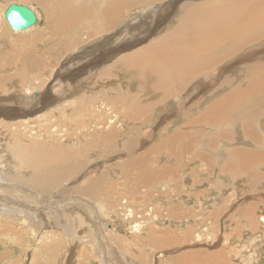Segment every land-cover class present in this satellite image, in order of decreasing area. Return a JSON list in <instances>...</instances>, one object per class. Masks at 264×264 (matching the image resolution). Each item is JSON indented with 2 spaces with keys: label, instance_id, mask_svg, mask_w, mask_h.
Masks as SVG:
<instances>
[{
  "label": "rangeland",
  "instance_id": "obj_1",
  "mask_svg": "<svg viewBox=\"0 0 264 264\" xmlns=\"http://www.w3.org/2000/svg\"><path fill=\"white\" fill-rule=\"evenodd\" d=\"M47 1H48L47 2L48 5L47 7H45L42 6L41 3H38L36 0H0V35H1L0 59H3L4 56L5 58L6 57L8 58L10 56L12 58H15L16 61L26 60L28 61L29 64H31L32 60H36L37 62L42 61V66H44V67H36L35 69H33L32 67L24 66L25 68H27L26 69V72L28 73V74L26 73L27 77L31 78L32 76H35L36 81L33 80L31 82L32 84L31 85L29 84V86H33L31 87L33 88L32 92L36 97L30 95L27 87H25L22 91H19L17 88L18 87L17 85L19 84L18 81L20 80L17 76V73L19 71H17V69H7L8 76L11 78L12 82H10V80L8 83H4L0 81V113H6V115L9 117V112L7 110V107H9L10 108L9 111H23L26 114L25 117H21L17 115L15 112H13L14 114H11V116L17 118L16 120H23L26 118L28 121H33L38 117L41 119L44 118L42 116L46 115L49 112L51 113V111L53 110L52 114L55 116V118H58L59 111L58 113L56 112H57V108H59L61 104L65 103V105H69L68 109H71V107L74 105L73 100H75V97L79 98L83 94H87V98L95 94V96L93 97L98 99L99 102L104 99L110 100L115 96H119L116 89L118 91L122 90L123 93L130 92V94H132L134 97H137V99L140 97L139 100L141 99L145 100L144 102L149 105L152 102H155V98L152 99L150 98V95H144L143 90L142 91L140 90V88L144 86L143 85L144 81L142 79L145 77H140L133 84L130 81V78L133 79V75L131 74V72L129 75V72L125 71V73L128 75L126 79L129 80L125 84L121 83V85L119 86L120 88L117 86H113L115 88L114 89L108 86L109 82L113 81V79L114 80L117 79V78L115 79V76H117V74L114 73L113 71V64L115 59L112 57L111 58L107 57V51L109 50V48H114L117 46H118L117 49H119L120 47H121L120 50L126 49L122 47L123 43L125 44L135 43L136 45H134L132 48L123 51L125 53L126 52L131 53L133 52V49L137 48V46L139 47L145 45L147 42L148 44H152L153 39L159 38L162 35H166L167 32L171 30L170 29L167 32H165L166 30L165 26L168 25L170 21L181 19V17L183 16L182 6L183 4L187 3L186 1L189 0H162V1L156 0L155 2H152V4L145 2L139 5L138 7L131 6L130 8L126 4L123 10H120L117 13V16L114 19V23L112 27L109 29L104 28V19L101 18V15L103 14V11L106 8V4L109 0H47ZM199 1H204V0H194V2H199ZM11 3H16L29 7L30 9H32V11L35 13L37 17V24H36L37 27L35 26L34 28H32L28 32L29 34L25 33L27 34V40H26L27 42L18 41V40L16 41L14 38L18 36L16 32L14 33L9 29H7L4 32L2 25L3 24L2 13L5 10V8H7V6ZM188 3H187V7L190 4ZM54 4L56 5L55 7L53 6ZM78 5L83 7L84 6L91 7L90 15H87L88 18L85 21H83L77 26L70 27L68 29L63 30L62 26H59L58 30H55L53 27L51 28V30H49L47 25L49 23L48 12L50 8H54V11L57 9L58 11H61V14H59V12L57 11L56 19H54L57 25H61L62 17L64 15L63 9L65 7L73 8ZM86 12H87V8H86ZM149 14H153V15L155 14V15L154 16L152 15L150 18ZM214 18L215 21L219 22L217 23L216 26H219V29L221 30L225 29V27L223 26V24L225 23L224 17L217 18L215 14ZM120 20L121 22L119 23V25H117ZM93 25L95 26L97 25V27H93ZM79 26L81 27L79 28ZM36 33L40 34L39 37L35 35ZM2 39L5 40V42ZM139 41L142 42L137 44V42ZM10 44L13 45L12 51H8L10 50ZM244 47L246 48L247 46ZM9 52H12V55ZM253 58L254 57H252L251 55L246 56L243 60V64ZM234 60H235L234 62L237 63L236 59ZM243 64L240 67L241 68L240 70L238 68L235 69V72L239 70V72H237V75H242L244 77L246 76L255 77V70L249 73L245 70ZM215 67L217 66H213L214 71H215ZM230 71H232V74H234L233 70ZM203 73L205 74L206 71L205 72L202 71L200 75H202ZM111 74H113L114 76H111ZM218 74L219 73H217V75ZM232 74H228L230 82L232 81L233 78ZM1 76L3 75H0V77ZM38 76L40 78L39 80L37 79ZM210 77L212 78V80L208 82V85L217 83L215 81L216 77L213 74H211ZM101 83L106 84V86H104ZM248 84H249L248 81L245 78H243L240 79L235 84L231 85L230 89L239 88L240 85L247 86ZM132 86H133V90L129 89ZM73 87L78 88L76 92ZM66 91L67 92L70 91L75 94L72 97V100L70 101L71 98L68 99L66 98L65 100H58L59 97L58 93L60 92L63 93ZM49 93L50 94L56 93L58 94V96L56 95L57 100H55L53 104H51L50 102V104L47 105V99L50 98ZM186 93L187 91L185 92L182 90L179 91V93H177L175 96L176 98L174 99L175 101L174 105L176 107H172L175 109L180 107L181 104H183L184 109L182 108L179 111L171 110L168 108L164 109V107L163 108L158 107L159 105H157L155 106L154 109L150 110L151 112V113L149 112L150 114L148 112L147 113L143 112L138 117L139 120L137 121L136 124H130L127 126L128 128L126 127L123 128L122 131L125 132L122 136V139L117 138L115 142L116 145L115 148L114 146H109L106 150H102V151L98 148L101 145L100 143L97 145L94 141V143L91 144V138L94 137L91 136V134L93 133L92 135H94L95 133H103V132H101L100 130L93 131L92 129H88L90 136L87 137L86 141H85L86 138L85 136L79 138L80 135H82L83 131L82 129L81 130L77 129L76 127L78 126L77 125L75 126V124L82 125L83 123L80 122L78 118L75 119L70 124L72 125L75 122L72 127L68 126V135L65 137L67 141L62 140L63 136L60 137V140H58V138L53 137L54 135H52L48 131V124L45 120L44 121L46 123L43 121H41L40 123L37 122L33 124L24 122V125L21 126V129L23 127H26L25 131L26 130L29 131V133L32 136L30 138L22 140L23 144L29 142L30 139L31 141L36 140V142H44V144L47 145L58 144L60 146H66L70 149L76 148L79 149V153H78V157H80L79 159L81 160L85 159L88 162H91V164L97 163V166L93 167V170L88 171L87 169H85L83 171L76 173L75 176L79 177V175L82 173H86L85 175L89 174L86 177V180L84 179L85 181H87L92 177L99 178V176H101L100 178L102 179L104 186L107 188V191H105L107 197L105 198L110 203L111 207L109 208V210H107V208L102 203H100L102 202V197L97 198V200L99 199L100 201L96 203L91 202L89 203V205H91L92 208L97 207L96 208L97 211L101 212L102 214V216H100L99 212H97L98 213L97 218L99 217L102 221L99 230L101 229L102 225L105 229L106 226L105 224H107L106 226L107 231L104 233L105 235L103 241L95 243L94 235L99 230H97L95 233L94 232L87 233L85 227H82L81 228L82 231L78 235L76 234L73 235V237L71 238L68 237V235H65L63 231H60L61 233L57 232L56 235L52 231V233H54L53 236L50 233L47 234L52 230V225H53L52 223H49L48 228L42 230V232L45 233L41 234L39 230L40 224L38 222L36 223V222L28 221L29 224L27 225V224H22L21 222L20 223L16 222L11 219L9 220L3 219L1 217H3L4 215H0V264H106L104 263L105 255L107 256V259L109 261H112L114 264H174L175 262L173 261L174 258L179 257L181 255L188 256L192 252H196V251L203 252L207 255H213L215 253L213 252V249L215 250L217 246L222 248L224 255L226 254L225 261H223L222 259L220 261V264H255V262H253V258L256 257V252L258 249H260V245L258 244V246H256L255 242L258 241V243H261L264 246V224L262 222H259V218L262 220L261 217H264V206L259 207V211L256 214L254 213L255 221L258 224L257 225L250 224L248 225V228L246 227L244 228V226L240 223L242 217H239L241 216L239 211L246 205L254 206L256 198H258V196L264 195V188L263 190L260 188L261 187L260 185H262L263 183H258V180L257 182L254 181L256 179L254 173L258 172L257 174L264 175V165H261V163L258 165L255 164L247 165L250 166L249 167V171H251L250 174L249 172L241 173L239 171L240 169L237 167H232L231 169H225L226 170L225 172L223 170L221 171L222 167L227 166L229 163L228 162L229 158H227L228 156L224 155L227 152L226 153L224 152L223 155L222 154L219 155L220 154L219 152L213 153L212 150L206 149L205 145L209 142V138L214 137L215 143H218L217 148L232 147L233 145L231 144L236 143V145L234 146L235 147L234 149L236 151L250 150V152L256 151V153H261L264 151H261L260 149L253 150L254 148L245 149L244 146L250 147V145L247 142H245V138H241L242 136L240 135L239 132L235 131V129L231 128L230 126H226L228 128H226L225 126L221 128L214 124H211V128L205 125L198 126V125L190 124L189 126H187L186 123L188 122L191 123L194 117L198 116L197 114L202 113L204 110L203 107H206L209 103L208 102L204 103L207 96H205L206 98L204 99L202 94L197 96L193 95V97H195L192 103L193 109L195 108L194 106L197 105L198 103H200V105L197 108H195V111L192 112L191 115L186 112L185 115L186 116L188 115V117L186 116L183 117L182 113L185 112V107L188 106L189 102H191L190 101L191 97L190 96L186 97L187 95ZM40 94L44 95L43 97H45L43 101L46 100L43 106L41 103L37 101ZM217 95L218 97L220 96V94L217 93L215 94L216 97L213 95V97H215L213 101L217 100ZM69 101L73 103L70 104ZM47 107L48 109H46ZM75 110L78 111V109ZM124 110L127 111L126 105L124 107ZM169 115L170 118L167 119ZM260 118L264 120V118L262 117ZM1 119H3V117H1ZM81 120L85 121V123L88 122L87 119L84 120V118H82ZM63 121L64 120H62L61 122ZM57 122L58 124H60V120H58ZM182 124H184L185 126ZM171 125L174 126L172 131L163 132V128L165 127L170 128ZM263 125H264L263 121H260L259 123L254 125L255 129L258 130V133H260L259 135L262 138H264ZM132 126L135 128L136 133H138V135L137 134L134 135L133 132L132 133L130 132ZM21 129H18L17 127L14 126L10 128L5 126L4 127L0 126V136H2L0 137V175L4 178H2L1 176L0 177L4 180V182L9 178L6 177L4 173H2L1 169L7 168L8 171L9 170L12 171V167H13L14 174H16L14 167L19 170V167L13 164L14 159L12 157L11 158L8 157L7 145L10 142L17 139L13 135L20 134L21 132L24 131V129L22 130ZM33 129L39 130V134L42 133L45 136L46 140H44L43 138H39V136L36 137L35 136L36 130L34 131ZM43 129H47L46 131L47 133L44 132ZM152 129L156 130L154 132L155 136L152 137L150 134L149 135L151 137H145L146 134L139 136L141 135V132H145L146 130L147 132L151 133ZM105 131H108V129H106ZM177 131L187 132L189 134L188 142L189 141L192 142L190 151L186 155L188 158L185 159L186 161L183 167L185 168V170L186 169L187 171L189 170V176H188L189 178L187 177L188 179L185 178V180L183 179L182 181L181 180L182 177L178 176L177 177L178 185H172L174 184V181H171L167 177L164 180L161 179L158 173L156 172V170H159L160 168L164 169L166 165L169 164L175 167L174 165L175 162L171 161L168 164H166L167 157L165 156L164 153L162 154L164 155L165 159L159 156L162 154L153 153V152L155 148L159 145V143H161V141L164 140V137L168 136L169 134H173ZM222 132L226 133L225 134L226 136L232 135V140L228 142L226 139L217 137ZM126 134L128 136H125ZM159 135L162 136L160 137ZM208 135L209 137L207 138ZM134 136H138V138L136 139L138 145L135 146L136 144H133V148H135L134 153L132 154V156L130 155L128 156L133 157V156H138L140 154L148 155L151 159V163L150 166H148L149 168L148 170L150 171V175L151 174L154 175L156 179H153L151 181H141V175H138L137 173H131V168L127 163V159H125L126 157H128L126 154L127 151L125 150V142L120 140L133 138ZM81 139L83 140V142L80 141ZM235 139L237 140V142H234L236 141ZM259 144H262L264 146V143L262 142H260ZM94 145L95 146L97 145L98 147L89 148V146H94ZM139 147H142V150H140ZM137 149L138 152H135ZM115 152L117 153L113 154ZM199 153L211 154L209 156L210 158L213 157L214 161H212L211 158L209 159V161L205 162L206 166L205 165L201 166L203 163H202V157L198 155ZM210 160L212 161V163L210 162ZM6 164L7 166H5ZM208 169L210 172L208 171ZM234 169L236 172L234 171ZM194 171L199 173H194ZM25 173H28V171H26ZM103 175L104 178H102ZM79 180L80 178L77 179V181ZM69 181L70 180H68V182ZM68 182L64 184H67ZM133 182H136L137 185H133L132 184ZM107 183L110 185H107ZM68 184H71V182H69ZM225 185L227 187L224 188ZM1 186H4L5 188V189L3 188L4 191L2 195L8 197V194L10 193L9 198L11 200L14 201L20 200L19 202L23 201L17 198L18 197L17 192L19 193V191H22V189H26V187L21 186L19 184H12L8 186L6 185V183ZM172 187H177L175 189H179V190L183 187L182 188L184 189L183 191L187 193H184V195H182L183 197L182 201L183 200L188 201L190 203L189 207L187 208L182 207V201L178 198V196L174 197L173 194L171 193ZM147 188L150 189V194L149 195L142 194L143 193L142 191H144V189ZM11 189H13V192L10 191ZM112 189L114 191L119 190L121 192L118 191L119 192L118 194V192L116 191L117 193L115 192V194H113ZM129 189L131 190L137 189V190L136 192L129 194ZM140 192L141 194H139ZM202 192L204 194H208L209 196L203 195L204 199L201 198L199 200V196L202 194ZM110 194L113 195L110 196ZM37 195H40L41 198L36 197L34 194L30 195V196H34V199H36V201L34 202V204L29 206V207L35 206L41 211V214L39 213L36 215L37 217L43 215V213L45 215L46 211H48L49 213L53 212L55 211V209L57 210L56 211L57 214H61V215H64L67 210L75 212V214L78 213L77 211H73V209L71 208V206L74 205L69 203L71 202V200L66 201L65 199H63L62 201H60V203L59 202L57 203L56 201H53L54 203L41 202L43 201L41 199L42 198L45 199V197L47 198L48 194L41 195L37 193ZM222 197L225 198L224 200L225 202L221 200ZM74 198L75 200L74 199L73 200L76 203L77 202L80 203L78 198L76 197ZM108 198L109 199L112 198L111 199L112 201H110ZM208 198L211 199L210 201L211 203L219 202L217 204L215 203L216 205L214 204L215 207L221 206L222 204L224 205L221 207L220 210L219 209L215 210L216 213H214V216H212L213 218H209L208 216L207 218L204 219V217L202 216L203 211L200 210L199 207L198 209H196V207H192L190 205L192 204V202L198 203L201 200H202L201 202H203V200L206 201L208 200ZM172 200L175 203L174 205L169 204V202ZM122 201L124 202V204L130 201L134 202L133 211L136 213V218L134 217L132 221L124 220L125 222L124 223L120 218V216L118 215V213L112 214V210H113L112 206L116 207ZM23 202L22 204L24 206ZM39 203L42 204L40 205ZM0 204H5L3 205V208L5 210H10V211L16 210L15 207L12 204H9L7 201H3V202L0 201ZM47 205L48 207H45ZM43 206L45 209H43ZM172 206H179L181 208V211L185 213V219L184 220L180 219L179 222L182 223H179L177 227H176L177 221L173 219H169V216L167 214V212L169 213V208ZM206 206L210 208L211 204L210 205L206 204ZM149 207H151V209L145 215L144 208H149ZM39 210H37V212ZM187 211L194 214L193 218L190 221H187V219L189 218V215L186 214ZM0 212H1V208H0ZM88 213L89 212L85 213V215H81L80 213L78 214L81 215L80 217L86 223V225L91 226V222H95L96 220L93 219L92 214L91 216L90 213L89 215H87ZM248 216L249 215L247 214L246 218ZM27 217L28 218L26 219L28 220L32 219L30 216ZM90 218H92L93 220ZM139 218L144 221L142 224H140L141 228L138 230H136L137 228H131V226L134 223L140 221ZM183 221L187 222L188 226L192 223H194L195 226H197L196 223H198L201 229H199L198 227L197 230L193 232V235L187 237L186 239L184 238L186 233L183 228L186 226V223L184 225ZM149 224L152 228L151 232L153 231V235L150 237L149 235L146 236L148 229L147 225ZM255 233L256 234L260 233L261 236L263 235L262 236L263 238H260L262 241H259V239L256 238ZM40 234L42 235V239H43L41 240L42 242H40L39 239L41 237ZM175 236L176 237L179 236V238H176ZM174 237L176 240L174 239ZM72 239H74V241H72ZM155 240L156 241L161 240L159 241V245H157L158 241L157 244H154ZM176 245L177 248L173 249V247H176ZM262 249L264 250V248H261V250ZM260 257H261L260 264H264V252L261 253ZM206 263L210 264L211 259L207 260ZM193 264H198V263L195 262Z\"/></svg>",
  "mask_w": 264,
  "mask_h": 264
},
{
  "label": "bare ground",
  "instance_id": "obj_2",
  "mask_svg": "<svg viewBox=\"0 0 264 264\" xmlns=\"http://www.w3.org/2000/svg\"><path fill=\"white\" fill-rule=\"evenodd\" d=\"M36 1L38 3H41L42 6L47 7V5H48L47 0H36ZM155 1L156 0H129V1H126V0H109L106 4L105 10L103 11V14L101 15V18L104 19V28L109 29L112 27V25L114 23V19L117 16V13L120 10H123V8L126 4L130 8L131 6L138 7L139 5H141L145 2L152 4V2H155ZM186 2L187 3L189 2L190 4L188 3L189 4L188 7H187V3L183 4V6H182L183 16L181 17V19H179V20L176 19V20L170 21L168 23V25L165 26L166 27L165 32H167L170 29L171 30L169 32H167L166 35H162L159 38L153 39L152 44H148V42H147L145 45H142L139 47L137 46V48L133 49V52H131V53H127V52L125 53L123 51L126 49H129V48H132L134 45H136L135 43H130V44L123 43L122 47L126 48V49L120 50L121 47L119 49H117L118 48V46H117L114 48H109L108 51L106 50L107 51V57H109V58L112 57L115 59L114 64H113V71H114V73L117 74V76H115V79L116 78L117 79L116 80L113 79V81L109 82L108 86L114 88L113 86L119 87L121 85V83L122 84L127 83V81L129 79L128 80L126 79L128 75L125 73V71L129 72V75L131 72V74L133 75V79L130 77L129 78L133 84L140 77H145L142 79L144 81V84H143L144 86H142L140 88V90L141 91L143 90L144 95H150V98H152V99L155 98V102H152V103L150 102L151 104L149 105V104L144 102L145 100H142V99L139 100L140 97L137 99V97H134L132 94H130V92L129 93H123L122 90L118 91L117 89H116V91L118 92L119 96L114 95L115 97H113L112 99H110V100L104 99L100 102L98 101V99L93 97V96H95V94L93 96H90L89 98H87V94H83L79 98L75 97V100H73L74 105L73 106L71 105L72 106L71 109H68L69 105H65V103H63V101H62L63 104H61V106L59 108H57V112H56V113H58V111H59L58 118H55V116L52 114L53 110L52 111L50 110L51 113L49 112L46 115L42 116V117H44L42 119L37 116L38 118L33 120V121H28L26 118L23 120H16L17 118L11 116V114H14L13 112H15L17 115H19L21 117H25L26 114L23 111H9L10 108L7 107V110L9 112V117L6 115V113H0V126H3V127L5 126L8 128L14 126V127H17L18 129H21V126L24 125V122H27L29 124H33V123H37V122L40 123L41 121H43V122L46 121L48 124V131L52 135H54L53 137L58 138V140H60V137L63 136L62 140L64 141V140H66L65 137L68 135V126L72 127L75 122L72 125H70V124L75 119L78 118V120L83 123L82 125L75 124V126L76 125L78 126V127H76L77 129H79V130L82 129V131H83L82 135H80L79 138L85 136L86 137L85 141H86L87 137L90 136L88 129H92L93 131L100 130L101 132H103V133H95L94 135H92L93 134L92 133L91 136H94V137H92V138L90 137L91 138V144L94 143V141H95V143L97 145L99 143L101 145L99 147L97 145L96 146L95 145L89 146V148L90 147H98L102 151V150H106L109 146H114V148H115L116 147L115 142H116L117 138L122 139V136L125 132V131H122L123 128L124 127L128 128L127 126L130 124H136L137 121L139 120L138 117L143 112L149 113L150 110L154 109L155 106H157V105H159L158 107H162V108L164 107V109L168 108L171 110H178V111L181 110L182 108L184 109L183 104H181V106L178 108H175V109L172 108V107H176L174 105V102H175L174 99L176 98L175 97L176 94L182 90L184 92L187 91L186 97H188V96L191 97L190 98L191 102H189L188 106L185 107V112L182 113L183 117L186 116L185 115L186 112L191 115L192 112L195 111V108H197L200 105V103H198L197 105L194 106L195 108L193 109L192 103H193V99L195 98V97H193V95L197 96V95L202 94L204 99L206 98L205 96H207L204 103L205 102L209 103L206 107H203L204 108L203 112L197 114L198 116L194 117V119L191 121V123H189V122L186 123L187 126H189L190 124L198 125V126L205 125V126H208L209 128H211V124L217 125L221 128L223 126H225V127L230 126L231 128H234L235 131L239 132L240 135L242 136L241 138H245V142H247L250 145V147L244 146L245 149L254 148L253 150L260 149L261 151H264V146L262 144H259L260 142L264 143V138H262L259 135L260 133H258V130L255 129V127H254V125L259 123L260 121L264 122V120H262L260 118V117L264 118V0H204V1H199V2H194V0H189ZM174 3H175V1H174ZM49 6H50V4H49ZM53 6L55 7L56 5L54 4ZM85 7L87 8V12H86ZM90 9H91V7H88V6L83 7L80 5L75 6L73 8H66L65 7L63 9L64 15L62 17L61 25H57L54 19H56V14H57L58 9L54 11V8H50V10L48 12L49 23H48L47 27L49 28V30H51L52 27L55 30H58L59 26H62V29L64 30V29H68L70 27L77 26L88 18L87 15H90ZM5 10H6V8H5ZM5 10L2 13V21H3L2 25H3L4 32L7 29H9L10 31H12L14 33L16 32V34L18 35L16 37H14L16 41L18 40V41L27 42L26 41L27 40V34H25V33H28L32 28H34L36 26L37 22L35 25L29 27L26 30L13 31L10 29L7 21L4 18ZM58 12H59V14H61V11H58ZM215 14H216L217 18L224 17L225 23L223 24V26L225 27V29L221 30V29H219V26H216L217 23H219V22L215 21V18H214ZM152 15L153 14H149L150 18ZM36 21H37V19H36ZM120 22H121V20L118 22L117 25H119ZM87 24H85V25H87ZM81 26H79V28ZM93 27H97V25L96 26L93 25ZM4 35H2V36H4ZM35 35H37L39 37L40 34L36 33ZM0 37H1V35H0ZM3 41L5 42V40H3ZM142 41L137 42V44L141 43ZM244 46H247V47L245 48ZM12 47H13V45L10 44V50H8V51H12ZM9 53H11V55H12V52H9ZM121 53H123V54H121ZM104 55H106V54H104ZM248 55H251L254 58L250 59L249 61H247L243 64L244 58ZM3 56H4V54H3ZM101 56H103V55H101ZM100 57H99V59H100ZM6 58L4 56L3 59H0V70H1L0 75H3L0 77V81L4 82V83H8L10 80V82H12L11 78L8 76L7 69H17V71H19L17 73V76L20 79L18 81L19 84L17 83L18 84L17 85L18 90L22 91L25 87H27L30 95L35 96L34 93L32 92L33 88H31L33 86H29V84L31 85L32 84L31 82L33 80H35V76H32L31 78L27 77L26 76V73H27L26 69L27 68H25V67H32L33 69H35L36 67H44V66H42V61L37 62L36 60H32L31 64H29L28 61H26V60L16 61L15 58H12L10 56L7 58V60H6ZM234 59H236L237 63L234 62L235 61ZM232 62H234V63H232ZM112 63H113V61H112ZM242 64H243L245 70L249 73L255 70V77H252V76L244 77L242 75H237V72H239V70L241 69L240 67L242 66ZM39 65H41V66H39ZM213 66H217V67H215V71H214ZM236 68L239 69V70H237V72H235ZM209 69L211 72L209 71ZM230 70H233L234 74H232V71H230ZM202 71H204V72L206 71V73L205 74L203 73L202 75H200L202 73ZM94 72H95V70H94ZM217 73H219V74L217 75ZM211 74H213L216 77V78L215 77L214 78H215V81L217 83L208 85V82L212 80V78L210 77ZM228 74L233 75L231 82L229 80ZM111 76H114V75L111 74ZM243 78H245L248 81L249 84L247 86L240 85L239 88H231L230 89L231 85L235 84L236 82H238L240 79H243ZM258 78H261V79H258ZM37 79L38 80L40 79L39 76ZM106 83H108V82H106ZM101 84H103V83H101ZM103 85L106 86V84H103ZM133 86L129 89L133 90ZM74 89L76 92L78 88H74ZM127 89H128V87H127ZM102 92H104V91H102ZM109 92H111V91H109ZM90 93H92V92H90ZM216 93L220 94V96L218 97V95H217V100L213 101L214 98L216 97L215 96ZM23 94H25V93H23ZM58 94H59L58 100H65L66 98L67 99L71 98L70 101L72 100V97L75 95L74 93H72L70 91H68V92L66 91L63 93L60 92ZM58 94H56V93L50 94V98L47 99V105H49L50 102H51V104H53V102L55 100H57ZM213 95L215 97H213ZM43 96L44 95L40 94V96L37 99V101L39 103H41L42 106L46 101V100L43 101L45 98ZM108 98H110V97H108ZM26 100H27V98H26ZM42 101H43V103H42ZM73 102H70V104H72ZM182 102H183V100H182ZM125 105L127 106V111L124 110ZM203 106H204V104H203ZM46 109H48V107ZM75 109H78V111H76ZM42 114H40V115H42ZM170 115L167 117V119L170 118ZM1 117H3V119H1ZM186 117H188V115ZM4 118H5V120H4ZM82 118H84V120L87 119L88 122L85 123V121L81 120ZM181 118H182V116H181ZM58 120H60V124H58V122H57ZM62 120H64V121L61 122ZM90 122H91V124H90ZM142 122H144V121H142ZM5 123H7V124H5ZM151 125H153V124H151ZM182 125H184V124H182ZM165 128H163V132L172 131L174 126L171 125L170 128H166V129ZM226 128H228V127H226ZM22 129H24L23 132H21L20 134L13 135L17 139L10 142L7 145L8 157H10V158L12 157L14 159L13 164L17 165V167H19V170L14 167V170L16 171L15 172L16 174H14L13 167H12V171H10V170L8 171L7 168L1 169L2 173H4L6 175V177H8L10 179V180L7 179L5 182L2 179L4 177H2L0 175L2 177V178L0 177V201H2V202L7 201L9 204H12L16 210L15 211L14 210L13 211L12 210L11 211L5 210L3 208V205H5V204H0V208H1V212H0L1 214L0 215H4L1 218L6 219V220L11 219V220H14L16 222H19V223L21 222L22 224H27V225L29 224L28 221L36 222V223L38 222L40 224L39 230H40L41 234L45 233V232H42V230L45 228H48V224L52 223L53 224L52 230H51V232H48L47 234L50 233L53 236H54V233L56 235L57 232L61 233L60 231H63V233L65 235H68V237L71 238L75 234L78 235L82 231L81 230L82 227H85L87 233H89V232L95 233L97 230H99V228L102 224V221L99 217L97 218V216H98L97 212H99L96 209L97 207L95 208L93 206L94 208H92L91 205H89V203H91V202L96 203V202L100 201L99 199L97 200V198L102 197V202H100V203H102L107 208V210H109L111 205L107 201V199L105 198V197H107L106 192H105V191H107V188L104 186L102 179L100 178L101 176H99V178H97V177L93 178L92 177V178L88 179L87 181H85L86 177L89 174L85 175L86 173H82L79 175V177L75 176V174L80 172V171H83L85 169H87L88 171H91V170H93V167L97 166V163L91 164V162H88L85 159L84 160L79 159L80 158V157H78L79 149H76V148L70 149L66 146H60L58 144L47 145V144H44V142H36V140L31 141L30 139H29V142H27L26 144H23L22 140L30 138L32 135L29 133V131H27V130L25 131L26 127H23ZM106 129H108V131H105ZM160 129H162V128H160ZM33 130L34 131L36 130L35 131L36 137L39 136V138H43L44 140H46L45 136L42 133L39 134V130H37V129H33ZM43 130H44V132L47 131V129H43ZM69 131H70V129H69ZM151 131H152L151 133L147 132V130L145 132H141V135H139V136H142L144 134H146L145 137L155 136L154 132L156 130L152 129ZM130 132L131 133L133 132L134 135H136V134L138 135V133H136V130L133 126L131 127ZM127 134L125 136H128ZM225 134L226 133L222 132L217 137L226 139L228 142H230L232 140V135L226 136ZM48 135H50V134H48ZM213 135H214V133H213ZM0 137H2V136H0ZM208 137H209V135L207 136V138ZM137 138H138V136H134L133 138L120 140V141L125 142V150L127 151L126 152L127 156L128 155L132 156V154L134 153L135 148H133V144H136L135 146L138 145L137 140H136ZM82 139H84V138H82ZM82 139L80 141L83 142ZM188 139H189V134L187 132L177 131L173 134H169L168 136L164 137V140L161 141V143H159V145L155 148V150L153 152V153H158V154L164 153L165 156L167 157L166 158V161H167L166 164H168L171 161L175 162V164H174L175 167H173V165L169 164V165H166V167L164 169L160 168L159 170H156V172L158 173V175L161 179L164 180L167 177L171 181H174V184H172V185H178V180H177L178 176L182 177V179H181L182 181H183V179L185 180V178H187L189 176V170L187 171V169L185 170V168H183L185 161H186L185 159L188 158L186 155L189 153L191 145H192V142L191 141L188 142ZM214 139H215L214 137L209 138V142L207 141L208 139L206 140L208 142L205 145L206 149L212 150L213 153L219 152L220 153L219 155H221V154L223 155L224 152L225 153L227 152L224 155L228 156L227 158H229L228 165L226 164L227 166H223L221 171L223 170L225 172L226 171L225 169H231L232 167H237L240 169L239 171L241 173H248L249 172V174H250L251 173V171H249L250 166H247V165H251V164L258 165L260 163H261V165H264V152L256 153V151L250 152V150L236 151L234 149L235 148L234 146L236 145V143L231 144V145H233L232 147L226 146L227 148H223V147L217 148L218 143H215ZM239 139H240V137H239ZM237 140L234 142H237ZM88 143H89V141H88ZM116 149H118V148H116ZM139 149L142 150V147H139ZM232 149H234V150H232ZM90 150H92V149H90ZM94 151H93V153H94ZM117 152H119V151H117ZM117 152H115L113 154H116ZM135 152H138V149ZM88 155H90V154H88ZM198 155L200 157H202V163L203 164L201 166H204V165L206 166L205 162L209 161V159H211V158H212V161H214L213 157L210 158V156H209L211 154L199 153ZM130 156L126 157L125 159H127V163L129 165V167L131 168V173H137L138 175H141V181H151L153 179H156V177L154 175H152V174L150 175V171L148 170L149 169L148 166H150V163H151V159L148 155H141L140 154L138 156H133V157H130ZM159 156L161 158L165 159L163 154L159 155ZM212 161L210 160L211 163H212ZM223 164H224V162H223ZM5 166H7V164ZM237 168H236V170H237ZM26 171H28V173H25ZM208 171H209V169H208ZM234 171H235V169H234ZM126 173H127V170H126ZM194 173H199V172L194 171ZM257 173H254V176L256 177V179L254 181L257 182V180H258V183H263L262 185H260L261 186L260 188L263 190V188H264V175H260ZM229 177H232V176H229ZM78 178H80L79 181H77ZM102 178H104V175ZM230 179H232V178H230ZM68 180H70L69 182H71V184H68L69 183ZM196 180H198V179H196ZM66 182H68L67 183L68 185L64 184ZM5 183L8 186L12 185V184H19L21 186L26 187V189H22V191H19V193L17 192V195H18L17 198L24 201V202L22 201L24 203V206H23L22 202H19L20 200L19 201L11 200L9 198L10 193L8 194V197H5L4 195H2L3 191H4L3 190L4 186H1V185H4ZM246 183H248V182H246ZM132 184L137 185L136 182H133ZM107 185H110V184L107 183ZM225 187H227V186L225 185L224 188ZM105 188H106V190H105ZM108 188H109V186H108ZM175 188H177V187H172L171 193L173 194L174 197L178 196V198L182 201V199H183L182 195H184V193H187V192L183 191L184 190V189H182L183 187L180 190L175 189ZM14 189H16V188H14ZM197 189H198V187H197ZM136 190L137 189H135V190L129 189V194L136 192ZM10 191L13 192V189H11ZM116 191L117 190H115V191L113 190L112 191L113 194H115ZM224 191H227V190H224ZM24 192H26V193H24ZM112 192H110V193H112ZM119 192H121V191H119ZM119 192H118V194H119ZM142 192H143L142 194H144V195H149L150 189L149 188L144 189V191H142ZM37 193L41 194V195L48 194L47 195L48 197L47 198L45 197V199L42 198L41 200H43V201H41V202L56 201L57 203L58 202L60 203V201H62L63 199H65L66 201L71 200V202H69V203L74 204L71 206L73 211H77L81 215H85V213L89 212L90 216L92 214L93 219H95L96 221L91 222V226H89V225H86V223L81 219V217H80L81 215H79L78 213L75 214V212L67 210L64 215H61V214H57L56 209H55V211L50 212V213L48 211L45 212V210H44L45 215L43 213V215L38 216L39 217L38 218L36 215L39 213L41 214V211L35 206L29 207L30 205L34 204V202L36 201V199H34V196H30L31 194H34L36 197L41 198V196L37 195ZM259 193H261V192H259ZM103 194H105V195H103ZM139 194H141V192ZM210 194H211V192H210ZM112 195L110 194V196H112ZM203 195L209 196L208 194H204L202 192V194L199 196V200L201 198L204 199ZM152 196H153V194H152ZM74 197L78 198L80 203H78V202L76 203L74 201L75 200ZM108 197H109V195H108ZM262 197H264V195L258 196V198H256L254 206L253 205H249V206L246 205L239 211V213L241 215L239 217H242L240 223L244 226V228L245 227L248 228V225H250V224H253V225L258 224L255 221L254 213L256 214L259 211V207L264 206V198H262ZM111 199L112 198H110L109 200L112 201ZM208 200H206V201L203 200V202H201L202 201L201 200L198 203L192 202V204L190 205L192 207H196V209H198V207H199V209L203 211L202 216L204 217V219L207 218L208 216H209V218H213L212 216H214V213H216L215 210H218V209L220 210L221 207L224 205V204H222V205L220 204L221 206L215 207L214 204L215 203L217 204L219 202H212L211 203L210 202L211 199L208 198ZM221 200L223 202H225L224 197H222ZM39 201H40V199H39ZM76 201H77V199H76ZM219 201H220V199H219ZM124 202H125V200H124ZM124 202L122 201V202H120V204L118 202L119 205L116 204L117 205L116 207L112 206V208H113L112 214L118 213V215L120 216V218L122 219L123 222H124V220L132 221L134 219V217L136 218V213L133 211L134 210V206H133L134 202L130 201V202L125 203V204H124ZM208 202H210V203H208ZM62 203H64V202H62ZM39 204H38V206H39ZM169 204L174 205L175 203L172 200L169 202ZM189 204L190 203L188 201H185V200L182 201V207L183 208L189 207ZM206 204H209V205L211 204V207L208 208L206 206ZM43 205H45V204H43ZM48 205L45 207H48ZM205 206H206V208H205ZM151 207L144 208V211H145L144 214L145 215L147 212L150 211ZM43 209H45L44 206H43ZM46 209H48V208H46ZM75 209H77V210H75ZM37 210H39V211L37 212ZM47 212H48V214H47ZM89 213L87 215H89ZM99 214H100V216H102L101 212H99ZM167 214L169 216V219H173V220L177 221L176 227L179 223H182V222H179L180 219H183V220L185 219V213L181 211V208L179 206L170 207L169 213L167 212ZM186 214L189 215V218L187 219V221H190L194 216V214L189 212V211H187ZM247 214L249 216L246 218ZM27 216H30L33 220L31 218H29L31 220L26 219V218H28ZM249 217H250V219H249ZM261 218H262V220L259 218V222H262L264 224V217H261ZM90 219H92V218H90ZM143 222L144 221L142 219H140V221L137 222L138 224L134 223L131 226V228H137L136 230H138L141 228L140 224H142ZM183 223H184V225L186 223V226L183 227L185 230V233H186L185 236L184 235L183 236L186 239H187V237H190L191 235H193V232L195 230H197V228L200 226L198 223H196L197 226H195L194 223H192L188 226L187 222H185V221H183ZM74 224H76V225H74ZM146 224H147V221H146ZM105 225L107 226V224H105ZM106 226L104 229V227L102 225L101 229L95 233V235H94V242L95 243L103 241L104 235H105L104 233L107 231ZM147 227H148V229H147L146 236L149 235V237H150L153 235V231L151 232L152 228H151L150 224L147 225ZM90 228H91V230H90ZM142 228H143V226H142ZM199 229H201V228L199 227ZM52 231L54 233H52ZM178 234H179V232H178ZM255 236H256V238L259 239V241H262L260 238H263L262 237L263 235L261 236L260 233H257ZM175 237H174V239H175ZM176 238H179V236H177ZM39 239H40V242H42L41 241V240H43L42 235ZM72 241H74V239H72ZM157 241H158V244H157ZM157 241L155 240L154 244L159 245V241H161V240H157ZM38 243H39V240H38ZM40 244H42V243H40ZM255 244H256V246H258V244H259L260 249L257 250L256 257L253 258V262H255V264H257V263L260 264V262H261L260 255L262 252H264V250L263 249L261 250V248H264V246L261 243H258V241H256ZM174 248H177V245H176V247H173V249ZM223 249H224V247H223ZM182 252H183V250H182ZM213 252H215L213 255H207L203 252H197L196 251V252H192L188 256L181 255L179 257H176L173 259V261H175L174 264H177V263L178 264H193L195 262L198 264H207L206 261L209 259H211L210 264H216L218 261H219L218 263L220 264V261L222 259H223V261H225V255L226 254L224 255V252H223L221 247L217 246L215 248V250L213 249ZM104 259H105L104 263L114 264L112 261H109L107 259L106 255L104 256Z\"/></svg>",
  "mask_w": 264,
  "mask_h": 264
},
{
  "label": "water",
  "instance_id": "obj_3",
  "mask_svg": "<svg viewBox=\"0 0 264 264\" xmlns=\"http://www.w3.org/2000/svg\"><path fill=\"white\" fill-rule=\"evenodd\" d=\"M4 18L13 31H23L36 24V15L27 6L11 3L4 12Z\"/></svg>",
  "mask_w": 264,
  "mask_h": 264
}]
</instances>
